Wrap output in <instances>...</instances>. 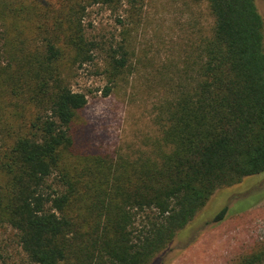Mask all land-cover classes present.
I'll return each instance as SVG.
<instances>
[{
	"label": "trees",
	"instance_id": "16d2710c",
	"mask_svg": "<svg viewBox=\"0 0 264 264\" xmlns=\"http://www.w3.org/2000/svg\"><path fill=\"white\" fill-rule=\"evenodd\" d=\"M145 1L0 0L10 51L1 83L23 104L14 105L23 120L16 132L0 119L8 137L0 229L16 232L30 264H154L218 189L264 172V21L254 0H205L211 37L164 96L151 158L74 153L87 94L71 82L99 48L87 38L85 13L94 5L139 11ZM127 69L120 44L101 72L104 96ZM238 264H264V243Z\"/></svg>",
	"mask_w": 264,
	"mask_h": 264
},
{
	"label": "rangeland",
	"instance_id": "374dc122",
	"mask_svg": "<svg viewBox=\"0 0 264 264\" xmlns=\"http://www.w3.org/2000/svg\"><path fill=\"white\" fill-rule=\"evenodd\" d=\"M254 1L264 21V0ZM83 24L87 38L99 48L92 63L75 68L71 82L74 92L87 94L75 125L84 136H75L74 153L151 158L162 129L164 96L174 89L178 69L211 37L213 18L206 1L146 0L132 12L124 5H94L87 9ZM120 44L128 51L129 69L104 96L107 82L101 72L110 50ZM9 52L0 29L1 68L8 65ZM5 78L0 75V119L16 132L23 120L14 105L23 104L6 95L1 83ZM6 136L0 132V148L8 142ZM49 183L56 187L53 178ZM224 209L223 219L216 222ZM263 243L264 172L218 189L154 264H238ZM0 264H30L8 226L0 229Z\"/></svg>",
	"mask_w": 264,
	"mask_h": 264
}]
</instances>
